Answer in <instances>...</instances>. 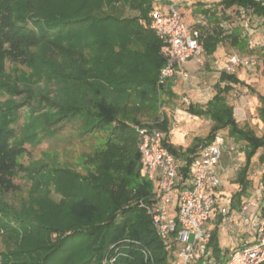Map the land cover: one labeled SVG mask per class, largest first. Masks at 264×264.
I'll use <instances>...</instances> for the list:
<instances>
[{
  "label": "trees",
  "instance_id": "obj_1",
  "mask_svg": "<svg viewBox=\"0 0 264 264\" xmlns=\"http://www.w3.org/2000/svg\"><path fill=\"white\" fill-rule=\"evenodd\" d=\"M153 3L0 0V229L27 230L0 264H172L173 254L145 207L152 183L140 173L135 129L150 124L164 130L161 98L173 95L171 84H158L165 58L161 39L147 24ZM127 8L139 14L125 15ZM195 10L196 18L209 20L202 30L209 54L224 40L238 49L249 47L246 28L230 26L233 13L264 23V0H219L214 6L198 1ZM234 84L250 87L235 71L223 69L215 94L204 105L188 106L212 120L204 139L186 149L164 144L181 161L183 186L200 145L224 131L240 143L245 163L232 195V208H238L253 185L251 169L257 168L264 183V132L237 120L229 101ZM257 96L264 124V94ZM149 112L150 119L143 120ZM65 122L95 134L81 163L46 153L23 161L27 143L54 136L63 126L57 124ZM18 176L26 180L24 187L16 182ZM51 186L61 195L59 201L51 197ZM209 246L219 262L229 259L230 249L220 252L215 232Z\"/></svg>",
  "mask_w": 264,
  "mask_h": 264
},
{
  "label": "built area",
  "instance_id": "obj_2",
  "mask_svg": "<svg viewBox=\"0 0 264 264\" xmlns=\"http://www.w3.org/2000/svg\"><path fill=\"white\" fill-rule=\"evenodd\" d=\"M242 15L245 17L244 13ZM147 24L162 42L160 51L165 58V64L160 68L158 84L163 86L175 75L179 62L204 51L202 30L209 26V20L205 16H199L195 20V25L190 26L177 4L172 3L167 10L153 8ZM242 25L250 31L248 18L243 19ZM248 43L251 48L258 44L252 39H249ZM244 63L255 64L256 59L251 57L248 61L234 52L225 69L232 72L236 66ZM135 129L140 137V173L153 184L151 200L145 207L157 234L168 251L173 254L172 264H261L264 261L262 180H258L254 192L260 206L257 216L247 215L246 206L242 211V220L258 234V242H249L234 249L225 262H219L209 246L211 233L206 225L216 210L217 190L221 185L218 164L224 149L228 147L235 150L236 143L226 141L225 137L218 133L213 141L202 146L192 160L188 170V181L181 186V161L164 144V131L150 124H137ZM173 203H176L177 209L175 217L170 216V206ZM220 211L228 214L227 207H221ZM145 252L149 254V251Z\"/></svg>",
  "mask_w": 264,
  "mask_h": 264
},
{
  "label": "crops",
  "instance_id": "obj_3",
  "mask_svg": "<svg viewBox=\"0 0 264 264\" xmlns=\"http://www.w3.org/2000/svg\"><path fill=\"white\" fill-rule=\"evenodd\" d=\"M156 1H160L161 3L156 4ZM198 1L203 2L207 6H214L217 2H219V0H154L153 5L154 8L159 7L163 8L164 10H167L169 5L172 3L177 4L178 7H181L180 5H182L184 9L190 10V15L187 14L185 20L188 24H192V22H195V20L197 19L195 6ZM179 9L181 10V8ZM126 11L125 15L139 14V12L136 10H132V13H127ZM141 22L145 24L144 19H141ZM221 43L223 42H220L218 44L217 49L212 54H209L204 49L201 54L193 56L185 61L179 62L176 65L177 67L175 75L167 82V86H170V84L172 86L170 89L172 90L173 95L168 98V95L164 94L161 98V118H163V116H166L167 118L165 123L162 124V127L164 128L163 131L165 133L164 141L172 143L177 147L186 149L198 142L197 139H204L208 135L212 126V120L210 118L198 116L191 113L190 111H188V106L191 103L204 105L215 94V84L218 82L222 70L217 72L215 71L216 79L214 81L213 92L206 98L204 97V94L202 92H196V85L188 83L187 81L183 82L182 80L188 79L190 68H201V66H199L198 64L204 63V59H202V57L205 58V60H208L206 59V57L215 55L219 51ZM223 84L224 82H222V85ZM235 85L237 84H234V86ZM167 109H170L172 112L174 111L173 109L181 111L183 112L184 116H181L179 120L175 121L170 115L171 112H169ZM235 115L237 118L236 108ZM221 134L225 137L226 141H234V143H236V149L230 150L228 147H226L223 151L221 160L218 164V172L221 177V185L217 190L216 210L212 213L211 219L207 222L206 226L210 233H216L218 246L221 249L220 252L223 253L228 249H230V252H232L234 249L249 242H258V234L256 232H253L249 228V226L242 220V211L246 206L247 215L255 217L258 214L260 206L256 201L254 195L259 176L256 177L254 175L255 170L251 169L249 178L253 182V185L248 190V194L242 196V201L239 207L232 208V195L239 189V184L238 182H236V177L238 170L245 163V154L242 151L240 143H237L233 137L228 136L226 131L221 132ZM201 148L202 146L200 145L198 150L200 151ZM199 151H197V154L199 153ZM174 207L175 210L173 211V214L170 215L171 217H175L177 213L176 203H173L172 208ZM221 207H227L228 214L221 213Z\"/></svg>",
  "mask_w": 264,
  "mask_h": 264
},
{
  "label": "rangeland",
  "instance_id": "obj_4",
  "mask_svg": "<svg viewBox=\"0 0 264 264\" xmlns=\"http://www.w3.org/2000/svg\"><path fill=\"white\" fill-rule=\"evenodd\" d=\"M159 3L161 2L156 1V4ZM180 6L181 7L179 8H181L185 17H187L190 10L184 9L182 5ZM126 12L132 13L133 11L128 8ZM242 22L243 18L240 17L239 14L233 13L232 20L229 23L230 26H234L236 24H242ZM192 24L195 25L194 22H192ZM249 27L251 29L248 31V38L253 41L264 43V23H261V21L255 17L253 20H249ZM234 52L239 53L248 61L251 57H253L256 59V63H244L235 67V73L241 79H244L250 87L241 84L235 85L233 90L229 93V101L237 110V118L240 124L248 123L259 134H261L264 132V124L258 117V107L260 105V101L257 97V92L264 93V44L263 46H257L253 51H251L249 47L246 49H238L236 46L230 44L229 41L224 40L220 45L219 51L215 55L206 57V59L210 61L205 60V58L202 57V59H204V63L198 64L201 68H190L188 79L182 81H187L188 83L196 85V92H202L205 98L208 97L213 92L216 72L225 69L229 63L232 53ZM253 88L256 92L253 91ZM5 98L6 96H1L2 100ZM173 110V112L170 109L168 111L171 112L170 115L175 121L179 120L181 116H184L183 112L177 111L176 109ZM150 114V112L142 114L143 120L150 119ZM21 120L23 121L24 118ZM58 125L63 126H61L60 130L54 136H44L43 140L37 144H26L27 149L23 158L24 162L29 163L34 159H39L44 155V153H46L45 155L47 156H57L61 162L69 161L74 164L82 162V158L85 154L90 152L92 149L93 143L95 142V134L81 133L76 122L59 123L57 126ZM254 170V175L258 177L260 172L257 168ZM25 181L26 180L20 176L16 178V182L21 184L22 187L25 186ZM51 188V197L56 201H59L61 199V195L54 191L53 186H51ZM11 200L16 201L14 198ZM172 207L173 204L170 206L171 214H173V211L175 210V207ZM26 233L27 230H23L22 228L18 230L0 229V262L7 259L8 252L18 246V241L22 239V234L25 236Z\"/></svg>",
  "mask_w": 264,
  "mask_h": 264
}]
</instances>
